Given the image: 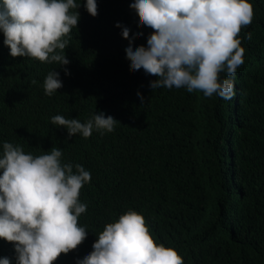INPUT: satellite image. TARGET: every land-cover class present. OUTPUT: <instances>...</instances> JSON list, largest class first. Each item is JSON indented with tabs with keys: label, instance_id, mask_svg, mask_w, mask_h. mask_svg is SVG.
Masks as SVG:
<instances>
[{
	"label": "trees",
	"instance_id": "16d2710c",
	"mask_svg": "<svg viewBox=\"0 0 264 264\" xmlns=\"http://www.w3.org/2000/svg\"><path fill=\"white\" fill-rule=\"evenodd\" d=\"M79 2L67 65L14 58L0 32V146L10 142L34 155L55 146L62 162L91 174L79 197L87 204L79 217L87 238L54 264H77L96 233L128 209L141 213L155 241L175 248L184 264H264V0H249L254 17L239 34L244 63L229 77L231 100L186 88L152 90L156 77L130 71L126 59L123 27L130 37L142 33L133 48L147 46L152 31L138 26L133 0H97L95 17ZM52 70L63 86L48 96L43 81ZM95 112L117 120L112 132L69 137L51 123L57 114L86 122ZM2 257L16 264L14 244L0 239Z\"/></svg>",
	"mask_w": 264,
	"mask_h": 264
},
{
	"label": "clouds",
	"instance_id": "9594fccd",
	"mask_svg": "<svg viewBox=\"0 0 264 264\" xmlns=\"http://www.w3.org/2000/svg\"><path fill=\"white\" fill-rule=\"evenodd\" d=\"M79 7L77 0H0L3 43L14 58L67 65L66 37L78 25ZM84 7L93 17L98 14L97 0H86ZM130 8L139 17L138 26L152 31L147 46L133 48L132 41L142 33L130 37V29L123 27L122 36L129 39L126 59L130 71L143 69L156 77L150 81L152 90L186 88L224 100L235 96L231 78L245 54L239 34L254 17L249 0H133ZM251 35L246 33L245 39ZM59 77L58 71L47 73L46 95L63 86ZM116 122L103 112L91 114L86 122L59 114L51 117L69 137L88 138L94 129L112 132ZM62 155L55 146L39 155L10 142L0 146V239L14 244L16 264H54L87 238V227L79 223L87 204L79 197L91 174L79 163L62 162ZM96 236L92 251L77 264H184L175 248L155 241L144 216L132 209L106 223ZM0 264L11 262L2 257Z\"/></svg>",
	"mask_w": 264,
	"mask_h": 264
}]
</instances>
